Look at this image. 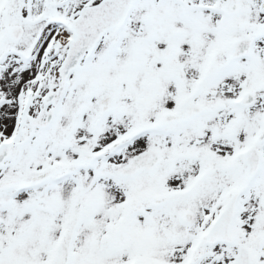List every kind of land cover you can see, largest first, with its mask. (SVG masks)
Wrapping results in <instances>:
<instances>
[{"label": "snow or ice", "instance_id": "obj_1", "mask_svg": "<svg viewBox=\"0 0 264 264\" xmlns=\"http://www.w3.org/2000/svg\"><path fill=\"white\" fill-rule=\"evenodd\" d=\"M0 264H264V0H0Z\"/></svg>", "mask_w": 264, "mask_h": 264}]
</instances>
